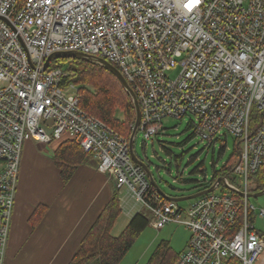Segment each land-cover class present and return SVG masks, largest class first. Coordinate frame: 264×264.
<instances>
[{
  "label": "built area",
  "instance_id": "obj_1",
  "mask_svg": "<svg viewBox=\"0 0 264 264\" xmlns=\"http://www.w3.org/2000/svg\"><path fill=\"white\" fill-rule=\"evenodd\" d=\"M54 52L114 66L135 95L144 140L163 131V120L189 115L201 141L232 136L236 178L216 180L186 209L162 203L129 156V140L80 108L78 87L64 83L71 73L53 62L43 70ZM64 137L126 191L123 204L128 198L136 213L151 214L152 228L176 223L189 231L175 264H258L264 238L254 221L264 210L247 194L264 166V0H0V264L24 144Z\"/></svg>",
  "mask_w": 264,
  "mask_h": 264
},
{
  "label": "crops",
  "instance_id": "obj_2",
  "mask_svg": "<svg viewBox=\"0 0 264 264\" xmlns=\"http://www.w3.org/2000/svg\"><path fill=\"white\" fill-rule=\"evenodd\" d=\"M64 140L70 139L58 144ZM57 146L52 153L44 143L28 141L23 146L3 264H69L111 198V182L87 159L63 183L52 160ZM44 151L52 158H44ZM119 201L132 219V201L127 198L123 204L120 196Z\"/></svg>",
  "mask_w": 264,
  "mask_h": 264
},
{
  "label": "trees",
  "instance_id": "obj_3",
  "mask_svg": "<svg viewBox=\"0 0 264 264\" xmlns=\"http://www.w3.org/2000/svg\"><path fill=\"white\" fill-rule=\"evenodd\" d=\"M53 65L60 67L64 65L65 70L73 72L64 83H72L78 87L81 96L80 108L85 113L101 121L122 138L130 139L136 116L134 105L112 73L95 62L83 59H58L53 61ZM233 152H235L238 162L240 150L237 142ZM89 156L74 140H64L58 144L52 160L63 183H67L71 179L75 170ZM232 172V168L224 167L221 173H215L212 181L198 189L197 192L210 188L221 176L230 181L233 179ZM250 181L253 183V188L249 190V193H258L264 190V166L250 176ZM151 190L154 191L153 187ZM227 193L238 201L242 199L236 193ZM161 202L167 203L168 201L161 197ZM102 210L96 222L83 236L79 248L69 264H122V260L134 240L148 227L152 217L146 210L139 211L129 221L122 233L115 237L111 235V230L122 212L119 193L115 188L109 202ZM261 236L264 238L263 235ZM179 255L170 247L169 242L161 241L146 264H175ZM227 264L240 263L236 259H230Z\"/></svg>",
  "mask_w": 264,
  "mask_h": 264
},
{
  "label": "rangeland",
  "instance_id": "obj_4",
  "mask_svg": "<svg viewBox=\"0 0 264 264\" xmlns=\"http://www.w3.org/2000/svg\"><path fill=\"white\" fill-rule=\"evenodd\" d=\"M61 67L65 69L64 65ZM177 74V71H171L168 73V77L175 79ZM193 122L194 118H191L190 115L181 120L165 119L162 122L163 131L151 140H144L141 132H137L135 135L133 143L135 156L148 166L153 180L167 197L175 198L195 194L198 189L212 181L215 173H221L226 166L233 169L237 162L235 152H233L236 149V141L232 136L217 137L211 144H208L194 136L191 127ZM58 143L53 141L52 143H44V145H47L52 153V149ZM44 152V158H52V155H46L49 152ZM86 163L97 169L95 159H87ZM232 176V178H236L234 173ZM112 184L110 185L114 189ZM249 188H253L252 181L249 182ZM222 189L220 187L215 192L219 193ZM126 195V191L119 193L120 199ZM248 200L249 204L256 209L264 210V193L255 198L249 197ZM194 201L195 199L177 204L186 209ZM138 208L139 206H136L134 210L136 211ZM130 220L127 210L123 208L111 230V235L115 237L120 235ZM254 227L255 230L264 234V218H256ZM189 237L190 233L183 225L169 223L160 231L148 225L141 235L134 240L131 248L124 256L122 264H146L161 241L169 242L174 252L180 254L185 249ZM258 264H264V252Z\"/></svg>",
  "mask_w": 264,
  "mask_h": 264
},
{
  "label": "water",
  "instance_id": "obj_5",
  "mask_svg": "<svg viewBox=\"0 0 264 264\" xmlns=\"http://www.w3.org/2000/svg\"><path fill=\"white\" fill-rule=\"evenodd\" d=\"M69 58H75V59H83V60H88V61H92L95 62V64H98L100 66H102L103 68H105L107 71H109L110 73H112L120 82V84L122 85L123 89L127 92V94L129 95V97L131 98V101L134 105V109H135V122L133 125V129H132V134L131 137L129 139V152L131 156L132 161L139 165L146 173L151 186L162 196L164 197L167 201L170 202H182V201H188V200H192L193 199H197L203 195L209 194L211 192H213L214 190V185H212L210 188L200 191V192H196L195 194L192 193V195H188V196H182V197H167L165 196L160 189L158 188L157 184L155 183V181L152 178V175L149 171L148 166L141 161L140 159H138L135 154H134V150H133V143H134V137L136 135L137 132V128L139 127L140 124V109H139V105L137 103V100L135 98V95L133 94V92L131 91V89L129 88L128 84L126 83L125 79L123 78V76L120 74V72L112 65H110L109 63H107L106 61L102 60V59H94L91 58L89 56L83 55L81 53L78 52H59V53H55L52 54L50 57L47 58V60L45 61L44 65H43V70H46L49 63L50 62H55L58 59H69ZM221 182L223 183V179L222 178H218L217 182ZM264 193V190L255 194H247V197H257L261 194ZM241 195V193H239Z\"/></svg>",
  "mask_w": 264,
  "mask_h": 264
}]
</instances>
